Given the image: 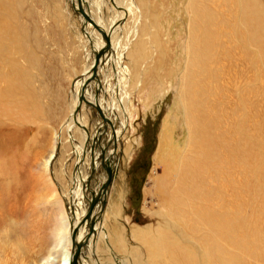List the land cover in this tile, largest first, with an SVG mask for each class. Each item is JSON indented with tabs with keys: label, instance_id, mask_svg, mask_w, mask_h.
Masks as SVG:
<instances>
[{
	"label": "rangeland",
	"instance_id": "374dc122",
	"mask_svg": "<svg viewBox=\"0 0 264 264\" xmlns=\"http://www.w3.org/2000/svg\"><path fill=\"white\" fill-rule=\"evenodd\" d=\"M88 1L90 2L80 0V3L85 6L96 3V0ZM145 1L143 3L136 0L137 8L134 10L137 12V19L133 25L132 22L128 26L118 25L121 19V14L120 16L118 14L115 21L121 29L118 27L114 42L113 40L109 42L110 50L112 45L114 48L112 49L114 51L112 55L116 56L114 58L122 59L121 68L129 70L128 74H120L121 80L124 79V87L120 92L124 95V89H126L127 95V98H121L115 90L117 82L112 79V70L110 66L107 68L111 79L108 81L109 87L106 90L105 96L108 100L107 105H104V111L116 130L119 127L117 121L118 110H120V114L124 115V127L122 126L118 132L116 130L120 134L114 137V145H112V134H103L104 138H108V143L112 145L114 153L117 152L114 155H117L118 164L123 173V177L120 174L116 175V172L112 175L109 189L111 194L121 193L123 196L121 206H118L122 209L120 218L124 230L121 232V239L124 242L121 241L120 247L109 243L111 249L108 252L106 245L101 241L99 247L102 251L99 253H95L97 248L95 243H91V246L87 244L86 247L89 250H81L79 264H121V261H125L126 264H135L132 255L137 256L138 254L143 257L144 251H138L140 246L132 235V227L134 225H155L157 222L150 207L144 204L145 199L146 204L151 201V195L146 196L145 190L150 188L148 184L152 167H154L153 155L156 154L158 137L167 116L164 128L169 132L170 146L172 152L175 153L171 154L170 170L181 169L188 153L186 146L188 120L184 118V110L178 102L181 96L177 91L179 75L187 57L185 54L186 41L189 36L188 15L185 9L187 0H168V8L164 14L162 13L160 21L153 23L158 28L161 27V42H166V49L169 51L165 49L166 55L168 54L167 60L171 61L168 64L172 69H170L172 73L170 78H166L156 68L144 72V68H141V65L138 66L135 58L136 63L134 64L129 56L125 57L141 28L142 32H149V20L147 19L142 26L141 21L143 20L139 19L140 14L142 16L149 6L148 0ZM260 6L264 7V4L261 2ZM216 7L222 15H225V19L229 18L230 15L225 8L222 9L219 4ZM20 8L21 11L15 9V12L17 11L16 20L18 24H27L29 28L28 47L33 51L34 57H38V61H27L26 51L22 50L21 54L16 48H14L16 54L12 53V57L17 65L25 68L24 78L28 79L26 97L39 100L37 108L41 117L36 116L34 119L38 117L41 119L37 122L34 120V122L31 118L17 123L13 117L0 113V264H33L49 254L60 231L67 232L68 239L70 235L75 236L69 196L72 195L71 182L79 157L75 156V147L71 144L66 129L62 130L61 125L66 121L69 122V117H67L69 95L72 84H76L78 77L82 75L81 73L85 71L88 64L86 52L91 53L89 59L92 63L95 57L94 51L97 50L95 45L97 35L89 31L88 36L86 35L88 30H86L85 35L82 36L84 27L80 23L79 14L75 12L76 9L68 0H22ZM106 17L111 19L109 11L106 12ZM44 20L48 26L43 24ZM69 21L79 30L77 31L76 28L73 30ZM211 27L209 32L212 40L207 43L208 46L211 44V48L207 46V49L211 51L209 56L212 54V57L208 56L204 64L210 70L199 82L200 86L203 84V88L198 86L197 91L200 89L198 93L200 94L204 90L205 99L210 106L207 112L210 111L215 116L218 113L221 116L218 129L219 139L212 148L214 154H206V160L204 159L202 173L205 197L204 202L201 200V203L205 216L203 213L199 218L191 212L187 213V206L184 205L185 214L191 223V230L189 237L182 242L190 249L199 246L206 250L213 238L215 247L218 246L222 253H237L236 256L242 258L245 264H264V64L259 69L253 68L254 66L249 67L244 56L249 54H245L242 49L234 45L235 43L230 42L233 40L229 37L230 30L225 36V38L228 37L227 39L224 37L221 39L217 37V39L215 36L218 30ZM240 27L239 25L236 29L240 31ZM74 31L78 36L73 34ZM156 36L160 35L156 34ZM240 36L242 35L239 34V38ZM125 42L127 44L122 45ZM152 43H154L153 40ZM212 45L218 47L215 49ZM171 46H173L172 49ZM224 48L232 54V60L223 55L224 53L222 54L221 51ZM248 49V52L256 54L255 46L251 48L252 50ZM112 55L113 58L114 55ZM243 61L246 62L243 63ZM115 62L113 59V63ZM148 64H145V67ZM216 67H219L220 71H217ZM157 71L158 74L155 73ZM95 72L98 73V70ZM102 74L101 72L98 85H94L91 92L87 94L89 97L94 94V91L100 97L101 93L96 92L99 86L105 89L107 83H103ZM246 82L249 83L250 90ZM208 83L211 85L209 86ZM165 88H168L167 91ZM242 99L245 101L243 108L241 107ZM126 100L124 113L119 105L122 102L125 103ZM12 107L11 104L7 108L12 109ZM83 107L86 108L85 103L80 101L79 109L83 110L81 113L84 119L87 112ZM93 112L95 108L92 114L89 112V117L86 116L87 124L84 128L87 130L86 137L88 134L91 137L93 132V121H96ZM236 112L239 114L242 112L244 116L239 119ZM237 127L242 133L246 132V136L242 139L239 138ZM78 137H81V134ZM230 139L234 140L233 145L236 152L233 148L225 146L231 144ZM86 140L89 142L87 138ZM52 151L53 154H57L53 155V163H56L53 167L55 181L51 175L50 165L49 168L46 167L43 170L39 168L43 166L45 158H48ZM229 154H234V157ZM118 164L115 163L114 170ZM87 171L89 178L82 179L85 180L84 183L91 184L95 177L93 173L92 177L90 176L89 169ZM159 172L157 170V173ZM39 176L42 181H38ZM171 176L174 179L177 177V175ZM120 186L123 187V191H119ZM54 192L58 193L57 198L63 205L62 210L54 200ZM112 204L113 202L110 201L109 206L111 207ZM106 211V206L98 211L101 221ZM212 219L216 221L215 225ZM96 228L93 229L96 230L95 242L97 233L99 234L97 231L99 229ZM113 228L116 231L117 227L113 226ZM196 228L200 229L194 231ZM83 240L89 241V238L84 237ZM64 246L69 248L71 253L72 241L69 244L66 242ZM251 251L259 252L260 256H252ZM45 264H58V259L52 256Z\"/></svg>",
	"mask_w": 264,
	"mask_h": 264
},
{
	"label": "bare ground",
	"instance_id": "6f19581e",
	"mask_svg": "<svg viewBox=\"0 0 264 264\" xmlns=\"http://www.w3.org/2000/svg\"><path fill=\"white\" fill-rule=\"evenodd\" d=\"M68 1L70 4H72V7L76 9L75 12L79 14L78 17L80 19V23L84 27L82 36L85 35L86 30H88L86 35L89 34V31L97 35V43H95V45L97 46V50L94 51V60L92 61V63H90L89 57L91 53L87 51L86 62L88 64L86 65L85 71L81 73L82 75L78 77L79 80L76 82V84H72L73 87L69 95V109L67 115V117H69V122L66 121L61 125L63 126L62 130L66 129V132L70 137L69 140L75 147V149L73 148L74 152H76L75 156L79 157L77 168H75L73 180L71 182L73 187L72 195L69 196V204L71 203L70 207H72L71 212L73 217V219L71 220L74 223L73 229L75 236L73 237V235H70L68 239L67 232H64V230L62 232L60 231V233H58L57 235L56 242L49 251V254L44 255L33 264H45L52 256L57 257L58 264H79V255H81L82 249H88L86 247L87 244L91 246V243H95L97 245L95 253H99L100 251H102L99 245L101 244V241H103L108 252H110V244L116 247H120L121 241L123 240L121 239V232L124 229L122 228L120 218L122 215V209L118 206L121 204L123 196L121 195V193H115L116 195L111 194L109 185L111 183L110 180L112 178V175L115 174V172L116 175L120 174V176L123 177V173L121 172L122 168L118 164V157L117 155H114L117 154V152L114 153L112 145H114V137L120 134H118L117 132L122 126L124 127V115L120 114V110H118L119 114L117 125L119 124V127L118 129H116V132L113 126V122L108 118V115L105 114L106 112L104 111V105H107L108 99L106 100L105 95L106 90L109 87L108 81H110L111 79L110 73L107 72L108 66H110L112 70V79L116 80L117 82L115 90L118 92L121 98H127L125 91L126 89H124V95L120 92L124 87V79L123 81L121 80L120 74H128L129 70L121 68L122 59H120V57L119 59L114 58L116 57L114 54V56L112 55V52L114 53L112 49L114 48L112 45V49L110 50L109 42L110 40H113L114 42V38L116 37L115 34L118 33V27L120 28V26L118 25L128 26L131 24V22L132 25L135 24V20L137 19V12L134 10V8H137L136 0H96V3L91 4V6H87L88 4L86 6L82 5L80 3V0ZM84 1L90 2L88 0ZM260 1L264 4V0ZM260 1L187 0L186 2L185 9L188 15L189 22V36L186 41L185 51L187 57L179 75V85L177 91L181 96L179 97L178 102L181 105L180 107L184 110V118L185 120H188V141L186 144L188 153L181 169L175 168L173 171L170 170L171 154L175 153L172 152L170 146L169 132L164 128L165 123L168 119L167 116V118L164 120L163 127H161V133L158 137V147L156 149V154L153 155L154 167H152L153 170L149 177L148 184L150 188L145 190L146 196L149 194L151 195V201L146 204L147 201L145 199L144 204L150 207L152 214L155 215L154 218L157 220V222H155V225H134L132 227V235L140 246L138 251H144L143 257L138 254L137 256L132 255L134 257L135 264H245L242 258L236 256L237 253H222L218 246L215 247V241L213 238L211 239L206 250L202 249L199 246L193 249L185 246L182 241H186V239L189 237L191 223L187 214H185L184 205L187 206V213L191 212L193 215L199 218L202 217L203 213L205 216V210H203V206L201 203V200L204 202L205 197L202 170L204 167V159L206 160V154H214L212 148L216 141L219 139L218 129L221 116L218 113L215 116L210 111H208L210 112V114L207 112V109H209L210 106L205 99L204 90L201 89L203 90V92H200V94H198L200 89L199 91H197L198 86L201 87L203 85H199V82L203 80L202 77H204V75H206L210 70H208L204 66L205 61L207 60L209 53L211 52H209L207 49L208 47L211 48V44L208 46L207 43L211 42L212 40L209 29L211 26L214 27L213 29L216 28L218 30V34L215 32L217 36H215L216 34H214V36L220 39L223 37L224 39H227L228 37L225 38V36H227L230 30L229 37L233 39L230 42H232V44L235 43L234 45H237L240 49H242L245 54H251V56L244 55L250 65L249 67L252 68L254 66L253 68L256 67V69H259L264 64L262 63L264 62V7L260 6ZM21 2L22 0H0V113H5L11 118L13 117L15 122L17 123L27 121L31 118H33L32 121L35 120L36 122L41 119L39 118L41 117V115H39V109L37 108L39 100H32L31 98L26 97V84L28 83V79L27 77L24 78L25 68L23 66L17 65L12 57V53L16 54L14 50V48H16L18 49L17 52L20 53L22 50L26 51L27 61H38V57H34L33 51L28 47L29 28L27 24H18L16 20L17 11L15 12V9L17 8L19 11H21ZM140 2L145 3L146 1L140 0ZM217 4H219L222 9L225 8L227 13H229L230 16L228 19H225V15H222V12L218 10V8L216 7ZM148 5V8L145 9V13L142 16L140 14L139 19L143 20L141 21L143 22L142 26L146 23L147 19L149 20V32L144 33V31L142 32L141 28L135 42L133 43L132 47H130L131 49L129 48L130 51L125 54V57L129 56L130 59L133 60V62L135 58L138 66L141 65V68H144V72L156 68L157 70L161 71L166 78H170V75L172 73L170 72L171 68H169L168 64H170L169 62L171 61L167 60L168 54L166 55L167 52H165L167 45L166 42H161V27L158 28V26L153 25V23L157 22L158 20L160 21L162 13L164 14L166 9L168 8V0H148ZM107 11L111 13L110 20L106 17ZM118 14L119 16L121 14V19L118 25H116L115 19L117 18ZM124 16H126V18ZM89 17L90 19H88ZM123 17L124 19L122 20ZM43 24L48 26L45 20ZM239 25L241 26L240 31L236 29L239 27ZM70 27L73 30H75V28L77 31L79 30L78 27L72 26V24H70ZM219 27L221 30L219 29ZM91 28L93 30H91ZM73 34L78 36L75 31ZM156 34L160 36H156ZM239 34L242 35L240 36V38ZM151 39L154 43H152ZM88 42L89 44H92L90 41ZM126 42L122 45H126ZM148 44L150 47L148 46ZM221 45L222 44H220V46ZM254 46L256 48V54H253L251 51L248 52V48L252 50L251 48ZM84 47L87 49L85 45ZM172 47L173 46H171V49ZM225 48L223 49V51H221L222 54L224 53L223 55L231 58L232 60V54L228 53ZM231 49H233L232 46ZM166 50L168 51V49ZM218 50L219 49H217V51ZM218 53H220V51H218ZM111 55L113 56V58L111 57ZM210 56L212 57V54ZM215 57L213 58L215 59ZM113 59H115V63H113ZM155 60L157 61L155 62ZM136 62H134V64ZM209 62L212 64L210 60ZM244 62L246 61H243V63ZM145 64L148 65L145 67ZM138 66L136 68H138ZM97 70L98 73L95 72ZM218 70L220 71L219 67L217 68V71ZM100 71L103 73V83H107L105 85V89L99 86L96 92L99 94L101 93L99 95L100 97L96 95L95 91L94 94L92 93L93 95L89 97L87 94L91 92V88L94 85H98L99 83V76L101 74ZM132 71L133 70L131 69V72ZM155 73L158 74V71ZM109 75L110 77H106ZM135 77L137 78V76H134V78ZM141 80H143V78ZM246 83L247 85L249 84L248 82ZM168 88H165V90ZM248 89L250 90V85H248ZM197 94L199 96H197ZM80 101H84L85 103L86 108H83L87 112V117H89V112H91L92 114V110H94L95 108V112L93 113H95L94 117H96V121H93V132L91 137L90 134H88V137H86L87 130H85L84 128L86 127L87 120L85 115L83 119L81 113V111L83 110L79 109ZM241 102V107L243 108V104L245 102L244 99H242ZM11 104L13 105L12 109H8L7 107H9ZM204 104L207 106H205ZM126 105L127 100L125 101V103L122 102L119 105L120 109L124 110V113L126 110ZM236 114L239 119L244 116V113L242 112L241 114H239V112H236ZM36 116H39L38 119H34V117ZM237 132L239 138L241 139L242 137L246 136V132L242 133V131L238 127ZM109 133H111L113 137L112 145L108 143V138H104L103 135H107ZM79 134H81V137H78ZM86 138L89 140L90 144L86 140ZM230 140H232V142H230L231 144H226L225 146H227V148H233L234 152H236V148L233 145L234 140ZM221 142L223 143L224 141ZM53 151L49 154L48 158H45L43 166L39 167L43 170L46 167L49 168L50 165L52 176L54 175L53 167L56 164L53 163V155H55L53 154ZM229 155L231 157H234V154ZM115 163L118 164V167L114 170L113 168ZM88 169L91 172L90 176L92 177L93 173V176L95 177L93 179L94 181L91 184H86L84 183L85 180H83L85 177L89 178L87 177ZM157 170H159L160 172L157 173ZM171 175H177V177L174 179ZM40 180L42 181L41 176H39L38 181ZM94 183H96L95 186ZM58 188H60V186ZM119 188V191H123L122 186H120ZM54 193V200H56V203L61 207L62 210L63 205L57 198L58 193ZM180 195H182V197ZM66 200L68 201V199ZM110 201L113 202L111 207L109 206ZM105 206L107 207V213L101 221L99 217L100 213L98 214V211ZM98 222H100V224ZM212 222L214 225L216 224V221L214 219H212ZM113 226L117 227L116 231ZM93 227H97L99 229L97 230L99 234L97 233L98 236L96 238V242L94 240L96 230H93L95 229ZM199 229L200 228H196L194 231ZM176 235H179L181 237H177ZM84 237L89 238V241L83 240ZM105 237L106 239H103ZM70 238H72L71 253L70 249H67L64 246L66 242L68 244L71 242ZM67 246L70 247L69 245ZM250 253L252 254V256H260L259 252L257 251H251ZM108 262L111 263L109 259ZM121 264L126 263L125 261H121Z\"/></svg>",
	"mask_w": 264,
	"mask_h": 264
}]
</instances>
